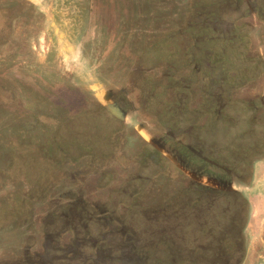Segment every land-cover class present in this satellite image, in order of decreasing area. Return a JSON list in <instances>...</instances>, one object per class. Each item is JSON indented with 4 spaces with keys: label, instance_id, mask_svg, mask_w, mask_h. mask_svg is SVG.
I'll use <instances>...</instances> for the list:
<instances>
[{
    "label": "rangeland",
    "instance_id": "rangeland-1",
    "mask_svg": "<svg viewBox=\"0 0 264 264\" xmlns=\"http://www.w3.org/2000/svg\"><path fill=\"white\" fill-rule=\"evenodd\" d=\"M233 2L0 0V264L186 260L198 175L166 138L208 151L230 135L178 121L199 99L207 120L223 107ZM243 192L241 264H264V162Z\"/></svg>",
    "mask_w": 264,
    "mask_h": 264
},
{
    "label": "flooded vegetation",
    "instance_id": "flooded-vegetation-1",
    "mask_svg": "<svg viewBox=\"0 0 264 264\" xmlns=\"http://www.w3.org/2000/svg\"><path fill=\"white\" fill-rule=\"evenodd\" d=\"M233 1L235 8L229 12L240 17V24L231 36L232 48L226 49L235 65L226 77L231 88L216 94L223 107L212 115L214 119L209 116L207 120L206 106L199 99L198 105L188 108L178 121L197 131V139L208 124H215L216 129L229 124L230 135L208 151L204 146L203 151L195 148L190 139L166 138L170 148L189 165L188 170L198 175L196 181L185 179L184 187L190 196L182 206L187 222V257L183 262L187 264H241L249 213L243 190L251 187L256 164L264 162V8L261 18L256 16V2L264 0Z\"/></svg>",
    "mask_w": 264,
    "mask_h": 264
},
{
    "label": "water",
    "instance_id": "water-1",
    "mask_svg": "<svg viewBox=\"0 0 264 264\" xmlns=\"http://www.w3.org/2000/svg\"><path fill=\"white\" fill-rule=\"evenodd\" d=\"M105 108L111 115H113L116 118L120 119V115L122 113H121V111L119 109H117L116 107H112V106H108V107H105Z\"/></svg>",
    "mask_w": 264,
    "mask_h": 264
},
{
    "label": "crops",
    "instance_id": "crops-1",
    "mask_svg": "<svg viewBox=\"0 0 264 264\" xmlns=\"http://www.w3.org/2000/svg\"><path fill=\"white\" fill-rule=\"evenodd\" d=\"M257 8V7H256ZM262 8H264V7H261V8H257V12H256V16L257 17H259V16H262V13H261V10H262ZM255 16V15H254ZM257 17H255V18H257ZM259 18H261V17H259ZM258 20V22H260V20H262V19H257ZM263 21H264V19H263ZM256 22V21H255ZM255 22H254V24H255Z\"/></svg>",
    "mask_w": 264,
    "mask_h": 264
}]
</instances>
